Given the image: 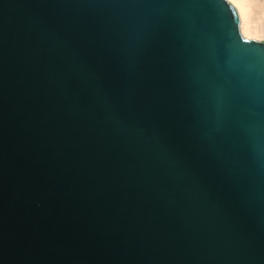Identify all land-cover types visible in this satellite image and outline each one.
Here are the masks:
<instances>
[{
    "label": "water",
    "instance_id": "obj_1",
    "mask_svg": "<svg viewBox=\"0 0 264 264\" xmlns=\"http://www.w3.org/2000/svg\"><path fill=\"white\" fill-rule=\"evenodd\" d=\"M0 264H264V41L228 0H0Z\"/></svg>",
    "mask_w": 264,
    "mask_h": 264
},
{
    "label": "bare ground",
    "instance_id": "obj_2",
    "mask_svg": "<svg viewBox=\"0 0 264 264\" xmlns=\"http://www.w3.org/2000/svg\"><path fill=\"white\" fill-rule=\"evenodd\" d=\"M228 1L235 9L240 31L245 38L264 35V0Z\"/></svg>",
    "mask_w": 264,
    "mask_h": 264
},
{
    "label": "clouds",
    "instance_id": "obj_3",
    "mask_svg": "<svg viewBox=\"0 0 264 264\" xmlns=\"http://www.w3.org/2000/svg\"><path fill=\"white\" fill-rule=\"evenodd\" d=\"M249 39L264 40V35H262V36H256V37H249Z\"/></svg>",
    "mask_w": 264,
    "mask_h": 264
}]
</instances>
